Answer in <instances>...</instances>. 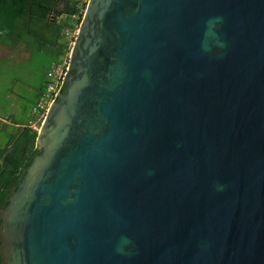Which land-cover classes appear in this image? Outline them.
Returning a JSON list of instances; mask_svg holds the SVG:
<instances>
[{"label": "water", "instance_id": "95a60500", "mask_svg": "<svg viewBox=\"0 0 264 264\" xmlns=\"http://www.w3.org/2000/svg\"><path fill=\"white\" fill-rule=\"evenodd\" d=\"M36 146L1 264H264V0H88Z\"/></svg>", "mask_w": 264, "mask_h": 264}, {"label": "trees", "instance_id": "16d2710c", "mask_svg": "<svg viewBox=\"0 0 264 264\" xmlns=\"http://www.w3.org/2000/svg\"><path fill=\"white\" fill-rule=\"evenodd\" d=\"M80 0H0V50L5 58L46 60L42 69L45 74L43 85L34 93V106L45 86L46 73L52 63L63 57L66 43L64 30L72 29L76 21L73 16L84 10L86 3ZM65 21L61 24L60 19ZM4 59V58H2ZM1 61V58H0ZM8 90L7 93H9ZM1 118V117H0ZM13 126V133L0 148V210L7 206L9 195L22 181L33 158L40 153L36 146L37 131L29 124L2 118ZM0 128L9 124L0 121ZM20 125V126H18ZM1 264V261H0Z\"/></svg>", "mask_w": 264, "mask_h": 264}, {"label": "rangeland", "instance_id": "374dc122", "mask_svg": "<svg viewBox=\"0 0 264 264\" xmlns=\"http://www.w3.org/2000/svg\"><path fill=\"white\" fill-rule=\"evenodd\" d=\"M81 2L83 1L81 0ZM5 57V51L1 49L0 117H7L12 119L13 122L27 124L29 118L27 111L30 110L31 112L35 106L32 105L35 90L40 85H43L45 80V74L41 65L44 66L46 60L20 59L14 61L13 59ZM8 90H10L9 93H7ZM13 100L18 101L16 106L11 104ZM39 128L37 126L38 132ZM13 131L14 129L11 125L3 129L0 128V148L7 141L6 136L12 134Z\"/></svg>", "mask_w": 264, "mask_h": 264}, {"label": "built area", "instance_id": "2783aa9c", "mask_svg": "<svg viewBox=\"0 0 264 264\" xmlns=\"http://www.w3.org/2000/svg\"><path fill=\"white\" fill-rule=\"evenodd\" d=\"M84 2L87 5L88 0H83V3ZM85 9L86 7L84 10H81L79 15L72 17V19L76 21L75 26L72 29H67L63 32V37L66 43L64 55L57 62L53 63L47 71L45 86L30 113L36 127H40L43 124L52 103L56 100L62 87Z\"/></svg>", "mask_w": 264, "mask_h": 264}, {"label": "crops", "instance_id": "0c3cea01", "mask_svg": "<svg viewBox=\"0 0 264 264\" xmlns=\"http://www.w3.org/2000/svg\"><path fill=\"white\" fill-rule=\"evenodd\" d=\"M81 1V0H80ZM83 1V0H82ZM64 17H62L61 19H60V23L62 24L64 21H65V18L63 19ZM22 59H29V55H26V54H24L23 56H22ZM55 63V62H54ZM53 64V63H52ZM51 64V65H52ZM11 104L13 105V106H16L17 104H18V101L17 100H13L12 102H11ZM27 113H28V116H29V118H28V122H27V124H29V127L30 128H32L33 130H36L37 131V127L35 126V124L33 123L34 121L32 120V118H31V112H30V110L29 111H27ZM0 121L2 122V123H6V124H9V125H11L10 123H8V122H4V121H2V118H0ZM12 126V125H11ZM18 126H20V125H18Z\"/></svg>", "mask_w": 264, "mask_h": 264}, {"label": "flooded vegetation", "instance_id": "af4514ba", "mask_svg": "<svg viewBox=\"0 0 264 264\" xmlns=\"http://www.w3.org/2000/svg\"><path fill=\"white\" fill-rule=\"evenodd\" d=\"M4 209V208H3ZM0 212H1V210H0ZM1 223V222H0ZM0 261H1V259H0Z\"/></svg>", "mask_w": 264, "mask_h": 264}]
</instances>
